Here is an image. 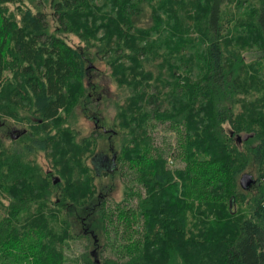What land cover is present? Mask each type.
Returning <instances> with one entry per match:
<instances>
[{"label":"trees","instance_id":"1","mask_svg":"<svg viewBox=\"0 0 264 264\" xmlns=\"http://www.w3.org/2000/svg\"><path fill=\"white\" fill-rule=\"evenodd\" d=\"M92 59L128 88L100 174L95 137L72 128ZM122 170L106 212L94 179ZM106 222L121 238L104 258ZM0 264H264V0H0Z\"/></svg>","mask_w":264,"mask_h":264},{"label":"rangeland","instance_id":"2","mask_svg":"<svg viewBox=\"0 0 264 264\" xmlns=\"http://www.w3.org/2000/svg\"><path fill=\"white\" fill-rule=\"evenodd\" d=\"M13 9V6H9ZM149 22L148 17H145L142 22V26H146ZM67 43L71 46H77L80 44L78 38L73 34H62ZM92 65L88 70L85 78L82 79L83 87V99L78 105H74L72 113L75 116L73 122V131L76 132V139L80 140L87 136H93L96 139V142L93 144V151L97 153L90 162V158L86 159V163L90 166L91 170L97 174H100L102 171L111 169V158L110 150H118L121 144V134L116 136H110L108 140V131L116 126V107L122 105L124 99L127 97L128 88L119 87L115 83V79L111 76V68L103 61L99 59L91 60ZM72 114V115H73ZM97 119V120H95ZM11 131L13 129L21 130L25 128V125L11 123ZM167 123H155L152 130L150 129V137L153 140V145L158 148L169 149L167 153V162L170 169H175L182 165V162L174 163L173 156L175 154L176 137L175 131L168 128ZM116 129L118 127L116 126ZM119 130V129H118ZM6 140V139H4ZM7 142V140H6ZM112 151V150H111ZM91 156V155H90ZM36 161L42 167L44 171L51 170L50 161L44 156L43 152H37ZM124 170L119 173H112L110 175H102L94 179V183L97 186L98 193L104 195L105 199L103 206L107 212V209H114L118 204L122 202L124 194L123 186V177L125 172ZM137 187V186H136ZM138 189V188H137ZM140 194L142 195V190L140 189ZM136 201V196H131L128 206L134 205ZM125 204V202H123ZM107 225L109 226L107 228ZM105 232L100 233L99 243L103 245L106 240V245L101 250V246L98 249L102 257L107 258L111 256V250L107 246V242H110L114 239H120V235L112 231V226L107 224L105 225ZM87 242L85 240H77L75 242H70L68 247L65 250V256L70 259L78 258L82 251L86 250ZM90 246V245H89ZM87 252H89V250Z\"/></svg>","mask_w":264,"mask_h":264},{"label":"water","instance_id":"3","mask_svg":"<svg viewBox=\"0 0 264 264\" xmlns=\"http://www.w3.org/2000/svg\"><path fill=\"white\" fill-rule=\"evenodd\" d=\"M252 183H253V177L251 174L244 173L239 178V186L243 190L248 189L252 185Z\"/></svg>","mask_w":264,"mask_h":264},{"label":"flooded vegetation","instance_id":"4","mask_svg":"<svg viewBox=\"0 0 264 264\" xmlns=\"http://www.w3.org/2000/svg\"><path fill=\"white\" fill-rule=\"evenodd\" d=\"M111 161V160H110Z\"/></svg>","mask_w":264,"mask_h":264}]
</instances>
